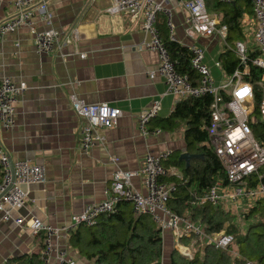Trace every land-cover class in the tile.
<instances>
[{"label":"crops","instance_id":"1","mask_svg":"<svg viewBox=\"0 0 264 264\" xmlns=\"http://www.w3.org/2000/svg\"><path fill=\"white\" fill-rule=\"evenodd\" d=\"M112 2L47 0L48 9L53 14V27L62 36L73 28L79 32L78 42L63 49L69 55L66 59L59 53H38L35 34L27 25L0 39V79L9 76L28 85L16 103L15 125L9 129L0 127V140L12 160L30 159L43 164L47 173L45 183L29 186L27 204L13 210L14 216H22L25 220L37 217L53 226L69 225L72 216L81 213L87 204L106 198V189L116 169L139 170L148 150L155 153L170 150L171 156L165 164L176 173L173 177L180 180L183 179V169L173 161L181 160L187 165L192 160L187 163L180 159L184 152L193 153L185 139L186 123H180L172 131L161 128L162 122L183 98L167 93L161 75L149 76V71L155 70L159 64V54L141 46L149 38L142 28L143 18L109 13L107 9ZM169 5L176 41L186 47L193 43L204 47L206 61L217 84L230 81L242 66L240 64L232 74H227L220 56L224 49H228L239 58L235 52L237 40L253 44V13L243 14L242 36L229 41L227 36H189L186 31L189 13L182 0H170ZM208 11L220 22L217 12ZM15 14L13 0H0V22ZM159 15L163 17L159 24L162 22L170 33L167 15ZM32 25L37 30L45 27L39 14L34 16ZM80 53L85 57L81 58ZM73 94L86 103H108L122 110L115 126L98 128L102 140L86 151L80 146L86 119L73 109ZM152 100H160L161 110L148 123L152 132L145 134L139 130L138 117ZM254 104L257 105L256 98ZM157 129L160 131L156 132ZM132 183L136 189L144 191L141 176L134 177ZM221 203L227 211V203ZM72 232L62 240L71 258L78 264H95L72 244ZM165 232L173 242V233ZM41 248L40 235L13 219H3L0 212V264H29Z\"/></svg>","mask_w":264,"mask_h":264},{"label":"built area","instance_id":"2","mask_svg":"<svg viewBox=\"0 0 264 264\" xmlns=\"http://www.w3.org/2000/svg\"><path fill=\"white\" fill-rule=\"evenodd\" d=\"M224 1L230 3L236 0ZM252 1L254 26L251 33L260 55L249 57L250 45L245 40H237L235 52L242 67L235 71L230 81L222 84H217L206 61V51L198 43L189 46L192 52L191 66L199 76L198 83L194 84L188 75L180 73L175 67V62L171 59L157 27L158 15L161 13L167 15L171 38L176 40L173 35L170 0H113L107 9L111 14L125 13L133 18L137 16L143 18L142 28L149 38L141 46L155 50L159 54V64L155 70L149 71V76L154 78L157 74L161 75L165 80L167 93L174 94L180 99L213 95L211 119L205 125L208 135L205 145L214 151L222 162L228 184L225 186L222 180H218L203 192H195L193 202L213 205L225 202L227 211L237 215L240 214L238 208L243 198L251 203L264 199V182L260 180L263 177L260 169L264 165V0ZM13 5L16 14L0 22L1 40L21 26L27 25L35 34V47L38 53L45 55L59 53L63 59L69 56L63 49L78 42L79 32L77 28H73L66 36H62L52 25L53 14L48 9L47 0H13ZM182 5L189 13L186 29L189 36L219 35L223 38L227 36V25L221 24L217 16L208 11L205 0H182ZM36 14H39L45 23L41 30L32 25ZM80 57L84 58L85 54L80 53ZM250 65L263 70L256 82L262 92L259 105L254 104L256 84L246 78L252 77ZM27 89L26 82L16 81L9 76L0 79V127L9 129L15 125L16 103ZM71 102L75 112L86 119L80 140V146L85 151L102 140L98 128L115 126L122 115L119 107L108 103H86L74 94L71 95ZM160 110V100H152L149 107L138 117L141 132L145 134L152 132L148 128V123L159 115ZM255 126H260L259 136L255 133ZM159 131L160 129H157L156 132ZM170 153V150L160 153L148 150L139 170L116 169L106 189L104 200L87 204L81 213L72 216L69 225L53 226L37 217L25 220L22 216L12 214L13 210L25 207L29 186L45 183L47 173L43 164L30 159L12 160L0 140V165L3 169L0 181V212L3 219H13L32 233L43 234L41 264H78L69 255L62 240L68 238L70 232L79 225H95L100 215L117 212L121 200L131 202L135 214H149L162 232L170 231L178 238L194 237V242L199 240L202 245L215 244L219 248H228L234 241L232 234L224 231L218 232L219 234L209 233L203 223L182 217L168 207L167 202L176 190V184L163 180L176 174L164 165ZM113 159L117 161L116 157ZM137 176L142 177L143 192L133 186L132 179ZM176 246H179L178 250L182 254L193 256L189 245L177 242Z\"/></svg>","mask_w":264,"mask_h":264},{"label":"trees","instance_id":"3","mask_svg":"<svg viewBox=\"0 0 264 264\" xmlns=\"http://www.w3.org/2000/svg\"><path fill=\"white\" fill-rule=\"evenodd\" d=\"M205 3L207 9L219 14L220 23L227 25L229 41L242 36L241 18L244 13H253L252 0H236L230 3L224 0H205ZM160 19L163 17L158 15L157 27L171 59L175 62V67L197 84L199 76L191 66V50L172 39L162 22L161 25L159 24ZM250 47L249 57L260 55V50L254 41L253 44L251 42ZM220 60L227 74H232L240 65L239 58L228 49L223 50ZM251 69L252 78L247 77V79L257 84L255 81L263 70L255 66H251ZM255 93L256 103L259 105L262 92L258 85ZM213 100L212 94L183 98L176 104L170 116L162 122L161 128L167 131H172L180 123L185 122V139L188 148L193 153L203 154V157L192 159L187 165L175 159L173 163L183 169V179H176L174 175H170L163 180L176 184V190L167 202L169 208L182 217L203 223L209 233L224 231L232 234L234 241L228 248L223 249L215 244L202 245L196 240L192 257L173 248L169 253V261L170 264H247V262L264 264V199L255 202L250 211L245 213V219L249 220L245 229L236 224L235 215L226 211L222 203L213 205L193 202L195 192H203L218 180L227 183L222 162L215 152L205 145L208 136L205 125L211 119ZM254 128L258 135L260 126ZM168 160L169 158L164 161L165 166ZM260 172L263 175L260 180L264 182V165ZM2 177L3 169L0 165V181ZM117 207L115 213L100 215L95 225H79L72 232V244L82 255L94 260L95 264H163L164 243L161 228L149 214H135L131 202L121 200ZM37 235L42 239V248L29 264H41L44 236L42 233ZM183 238L185 241L188 239Z\"/></svg>","mask_w":264,"mask_h":264},{"label":"rangeland","instance_id":"4","mask_svg":"<svg viewBox=\"0 0 264 264\" xmlns=\"http://www.w3.org/2000/svg\"><path fill=\"white\" fill-rule=\"evenodd\" d=\"M253 206V203L249 202L247 199L243 198L242 199V203L239 205L240 207V214H234L236 217V224L240 227L245 229L248 226L249 220H246L244 217V214L247 211H250V208ZM219 234V233H217ZM162 236H163V243H164V255H163V264H170L169 261V253L170 250L173 249V243H174V249H179V246H176V243H181L184 245H189V248L191 250V252L194 254V246H195V238L192 237H188L187 241L184 240V238H178L177 236H172L171 240H174L173 242L170 241V237L168 236L167 232H162ZM165 244L168 245V248L165 247ZM202 246V245H201ZM179 251V250H178ZM180 252V251H179Z\"/></svg>","mask_w":264,"mask_h":264},{"label":"water","instance_id":"5","mask_svg":"<svg viewBox=\"0 0 264 264\" xmlns=\"http://www.w3.org/2000/svg\"><path fill=\"white\" fill-rule=\"evenodd\" d=\"M203 154L184 152L180 155V159H184L187 163L193 158H201Z\"/></svg>","mask_w":264,"mask_h":264}]
</instances>
